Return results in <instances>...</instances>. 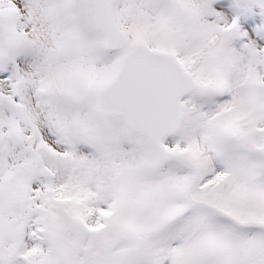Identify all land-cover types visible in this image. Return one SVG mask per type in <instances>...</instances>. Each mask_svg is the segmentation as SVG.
Masks as SVG:
<instances>
[{
	"label": "snow or ice",
	"instance_id": "1",
	"mask_svg": "<svg viewBox=\"0 0 264 264\" xmlns=\"http://www.w3.org/2000/svg\"><path fill=\"white\" fill-rule=\"evenodd\" d=\"M0 264H264V0H0Z\"/></svg>",
	"mask_w": 264,
	"mask_h": 264
}]
</instances>
